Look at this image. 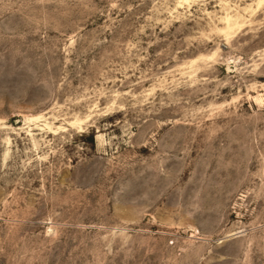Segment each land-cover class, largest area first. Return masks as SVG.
Wrapping results in <instances>:
<instances>
[{"label":"rangeland","instance_id":"374dc122","mask_svg":"<svg viewBox=\"0 0 264 264\" xmlns=\"http://www.w3.org/2000/svg\"><path fill=\"white\" fill-rule=\"evenodd\" d=\"M0 264H264V0H0Z\"/></svg>","mask_w":264,"mask_h":264}]
</instances>
